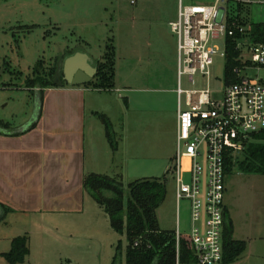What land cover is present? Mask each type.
<instances>
[{"label":"rangeland","instance_id":"374dc122","mask_svg":"<svg viewBox=\"0 0 264 264\" xmlns=\"http://www.w3.org/2000/svg\"><path fill=\"white\" fill-rule=\"evenodd\" d=\"M248 15L254 22H264V5H252ZM177 18L178 0H140L135 5L131 0H0V121L3 128H18L34 114L35 119L39 116L42 101L27 85L61 56L66 59L69 53L84 50L97 59L95 64L104 63L106 56L113 73L112 93L123 97L120 110L113 112L118 111L117 121L108 127L116 148L107 137L103 120L110 119L107 112L88 113L102 130L99 142L98 134H91L98 174L122 180L126 198L128 185L136 180L166 179L167 194L157 210L160 226L188 239L191 204L182 199L178 205L176 184L168 172L171 162L159 159L160 143L177 121L178 37L169 26ZM217 44L220 52L213 55L210 67L212 94L223 92L226 77L224 36ZM180 83L183 90L208 88L207 77L200 72L194 83L187 75ZM116 88L122 91L115 92ZM89 94L99 97V91ZM125 97L130 111L125 110ZM104 101L103 108L111 112L109 101ZM182 106L186 107V94ZM223 204L233 239L245 242L232 264H264V160L254 161L250 169L236 165L226 172ZM79 207L55 213L1 212L0 264H126V231L113 229L105 209L90 194ZM18 238L28 251L15 263L8 254Z\"/></svg>","mask_w":264,"mask_h":264},{"label":"built area","instance_id":"2783aa9c","mask_svg":"<svg viewBox=\"0 0 264 264\" xmlns=\"http://www.w3.org/2000/svg\"><path fill=\"white\" fill-rule=\"evenodd\" d=\"M252 5H264V0H178V18L169 23L178 37L179 75L178 132L169 174L176 184L178 205L182 199L191 204L189 239L199 264L223 261L228 164L237 160L253 135L264 132V41L257 40L253 29L260 23L248 15ZM222 36L221 55L228 59L231 43L239 53V64L233 68L238 80L227 84L225 77L223 92L212 94L210 67ZM197 72L207 77L208 88L183 90L181 76L194 83ZM176 235L178 244L181 235Z\"/></svg>","mask_w":264,"mask_h":264},{"label":"crops","instance_id":"0c3cea01","mask_svg":"<svg viewBox=\"0 0 264 264\" xmlns=\"http://www.w3.org/2000/svg\"><path fill=\"white\" fill-rule=\"evenodd\" d=\"M83 53L87 52L83 50ZM90 58L96 66L97 59ZM64 81L66 84L60 87L43 88V93L41 88L33 90L42 101V110L36 119L34 114L31 121L21 123L18 128H3L0 121V213H55L78 209L82 202L85 206L88 193L84 178L89 173H99L95 137L91 134L93 131L98 134V142L102 137V130L89 120L88 113L95 116L100 110L107 112L110 119L106 118L113 125L118 111L115 115L113 112L120 110L123 96L116 97L112 88L91 89L87 84L72 85ZM119 90L122 91L116 88L115 92H121ZM91 91H99L101 100H97L98 94L90 95ZM125 99L124 109L130 111L129 98ZM104 100L109 101L106 104L112 113L103 108ZM68 109L65 115L63 112ZM177 132L178 107L176 126L159 146L160 161L165 164L170 161V166Z\"/></svg>","mask_w":264,"mask_h":264},{"label":"trees","instance_id":"16d2710c","mask_svg":"<svg viewBox=\"0 0 264 264\" xmlns=\"http://www.w3.org/2000/svg\"><path fill=\"white\" fill-rule=\"evenodd\" d=\"M257 34V40L264 41V23L253 27ZM231 43V42H230ZM234 44L228 47V59L226 63L227 84L236 83L238 78L233 73V68L239 64L237 61L238 52L234 49ZM74 54L71 52L67 55ZM62 57V56H61ZM60 59L57 64L47 72L37 75L28 83V89L60 87L66 84L64 81L63 63L65 59ZM66 58V56L64 57ZM106 61L96 64L97 74L94 79L87 84L93 89H111L113 73L109 65V59L104 56ZM106 122L107 137L114 147L115 136L110 131L109 120ZM108 120V121H107ZM244 150L239 154L237 160L228 164V169L232 170L238 165L240 168H252L254 161L264 160V132L253 135ZM254 140V141H253ZM116 148V146H115ZM246 155L247 162L241 159ZM166 179L150 177L136 180L128 185L126 198V187L122 180L106 174L89 173L85 176L83 185L85 191L105 209L109 216L113 229L117 232L126 231L128 245L125 252L126 264H199L197 256L192 248V243L188 237H180L177 244L175 232L163 230L160 227L157 210L164 202L167 188ZM5 210L6 206L3 207ZM225 212L223 230V261L222 264L234 263L240 253L245 248V242L233 239V229L229 226V221ZM24 240L15 239L14 248L9 256V260L17 263L23 261L28 248Z\"/></svg>","mask_w":264,"mask_h":264},{"label":"water","instance_id":"95a60500","mask_svg":"<svg viewBox=\"0 0 264 264\" xmlns=\"http://www.w3.org/2000/svg\"><path fill=\"white\" fill-rule=\"evenodd\" d=\"M64 79L72 85L91 82L97 74V67L87 53L77 52L68 56L63 63Z\"/></svg>","mask_w":264,"mask_h":264}]
</instances>
